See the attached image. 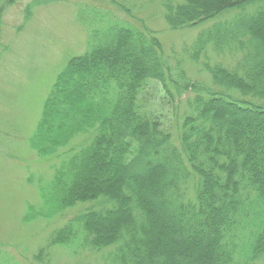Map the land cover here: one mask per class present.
Masks as SVG:
<instances>
[{
	"label": "trees",
	"instance_id": "obj_1",
	"mask_svg": "<svg viewBox=\"0 0 264 264\" xmlns=\"http://www.w3.org/2000/svg\"><path fill=\"white\" fill-rule=\"evenodd\" d=\"M50 1L28 0L20 27ZM74 1L85 51L57 73L26 140L59 162L24 218L70 215L27 262L0 250V264H52L55 246L102 264H264V0H159L170 30L203 25L179 54L129 6ZM17 4L0 0V55ZM152 82L171 128L143 97Z\"/></svg>",
	"mask_w": 264,
	"mask_h": 264
},
{
	"label": "rangeland",
	"instance_id": "obj_2",
	"mask_svg": "<svg viewBox=\"0 0 264 264\" xmlns=\"http://www.w3.org/2000/svg\"><path fill=\"white\" fill-rule=\"evenodd\" d=\"M27 1L18 0L17 5L7 9L2 40L8 49L0 55V250L17 262H27L26 259L47 246L53 230L63 225L70 215L24 218L28 205L40 202V182L51 177V165L59 162L58 158H38L26 140L38 121L43 100L57 73L69 57L85 51L87 36L86 27L76 18L74 0L40 4L33 9L32 18L20 27ZM85 1L83 4H101L122 14L109 0ZM117 2L129 6L142 24L153 28L169 53H181L183 43L190 42L203 26L170 30L159 0ZM182 59L194 79L209 81L199 65L190 62L184 54ZM164 94L161 85L152 82L143 97L149 99L151 111L160 114L165 125L171 128L175 124L173 104ZM88 136L89 133L81 134L75 145L88 140ZM50 251L52 264H102L101 252L73 253L70 248L59 246L51 247Z\"/></svg>",
	"mask_w": 264,
	"mask_h": 264
}]
</instances>
